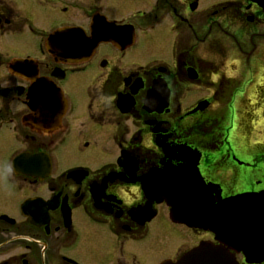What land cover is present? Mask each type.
<instances>
[{
    "label": "flooded vegetation",
    "instance_id": "af4514ba",
    "mask_svg": "<svg viewBox=\"0 0 264 264\" xmlns=\"http://www.w3.org/2000/svg\"><path fill=\"white\" fill-rule=\"evenodd\" d=\"M44 4L62 19L40 57L0 51V264H159L217 243L171 218L154 172L190 150L213 198L264 190V0ZM65 27L79 37L50 53ZM27 29L0 0V34ZM93 33L109 40L90 52Z\"/></svg>",
    "mask_w": 264,
    "mask_h": 264
},
{
    "label": "water",
    "instance_id": "95a60500",
    "mask_svg": "<svg viewBox=\"0 0 264 264\" xmlns=\"http://www.w3.org/2000/svg\"><path fill=\"white\" fill-rule=\"evenodd\" d=\"M54 36V35H53ZM50 39H55L56 36ZM97 40H100L98 38ZM48 49L51 50L49 44ZM25 65V60H14L10 68L16 70ZM21 68V69H22ZM55 88L50 84L48 92H37L35 99L40 100L48 97L49 101L56 98ZM48 94V95H47ZM47 95V96H46ZM184 176L180 175L178 178ZM206 191V188H203ZM186 193H179L174 200L168 192H165L164 199L178 209L185 201ZM218 202L208 201L205 203V212L202 222L197 226L208 228L216 233V237L223 245H216L211 242H203L200 246L184 254L176 262L167 260L161 264H239L235 254L230 249L243 250L249 262L259 264L264 255V192L256 194H241L235 197L221 200L218 194ZM176 211V210H175ZM186 219L185 217H182ZM193 222L192 220H189ZM255 255L253 259L251 256Z\"/></svg>",
    "mask_w": 264,
    "mask_h": 264
},
{
    "label": "rangeland",
    "instance_id": "374dc122",
    "mask_svg": "<svg viewBox=\"0 0 264 264\" xmlns=\"http://www.w3.org/2000/svg\"><path fill=\"white\" fill-rule=\"evenodd\" d=\"M17 3L18 8L21 13L25 16V18L32 24V30L27 29L26 31H17L10 35H2L0 34V51L4 52L6 55L11 57H22V56H32V57H40V46L42 37L47 33L52 31L58 22L62 19L60 17V13H53L45 4L44 0H14ZM137 1V0H136ZM139 3V2H135ZM139 5L136 8H141ZM120 8L126 7V4H119ZM125 10V9H123ZM244 30H242L243 32ZM202 51L200 48L199 52ZM150 58L147 56L143 57ZM48 60L52 61V57L49 56ZM12 59H7L9 63ZM7 63V64H8ZM5 74L4 71L1 72V75ZM259 130H256L258 133ZM84 158L82 156L75 157L70 159V163L82 162ZM74 165V164H72ZM71 165V166H72ZM179 241L181 239L179 238ZM145 247L141 249V252L147 256V261L150 262L155 254L153 252H146ZM128 252L125 251V254Z\"/></svg>",
    "mask_w": 264,
    "mask_h": 264
},
{
    "label": "bare ground",
    "instance_id": "6f19581e",
    "mask_svg": "<svg viewBox=\"0 0 264 264\" xmlns=\"http://www.w3.org/2000/svg\"><path fill=\"white\" fill-rule=\"evenodd\" d=\"M188 172V171H187Z\"/></svg>",
    "mask_w": 264,
    "mask_h": 264
}]
</instances>
